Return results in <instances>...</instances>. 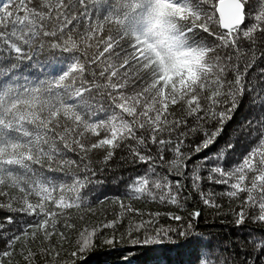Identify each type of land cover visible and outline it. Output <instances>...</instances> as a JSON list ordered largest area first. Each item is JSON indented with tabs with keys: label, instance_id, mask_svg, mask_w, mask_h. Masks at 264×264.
Here are the masks:
<instances>
[{
	"label": "snow or ice",
	"instance_id": "6c2138e0",
	"mask_svg": "<svg viewBox=\"0 0 264 264\" xmlns=\"http://www.w3.org/2000/svg\"><path fill=\"white\" fill-rule=\"evenodd\" d=\"M178 238L264 264V0H0V264Z\"/></svg>",
	"mask_w": 264,
	"mask_h": 264
},
{
	"label": "trees",
	"instance_id": "16d2710c",
	"mask_svg": "<svg viewBox=\"0 0 264 264\" xmlns=\"http://www.w3.org/2000/svg\"><path fill=\"white\" fill-rule=\"evenodd\" d=\"M227 131V129H226ZM109 183L105 188L106 194H114L116 186ZM216 190H221V186H216ZM220 202V201H217ZM137 207L143 208L142 204ZM149 210L164 211V208L150 206ZM162 223H176L162 219ZM225 226L219 219L213 221L209 212V222L204 223L203 218L200 222V231L204 232L209 239V245L215 243L217 232H223ZM228 231L236 235L235 231L228 227ZM226 238L222 236L221 239ZM192 245L188 244L183 238L174 239L172 242L165 241L163 244H154L148 246H117L116 249H110L107 246L97 247L92 251L85 253L84 259L79 264H122L123 257H128V264H187L191 258Z\"/></svg>",
	"mask_w": 264,
	"mask_h": 264
}]
</instances>
